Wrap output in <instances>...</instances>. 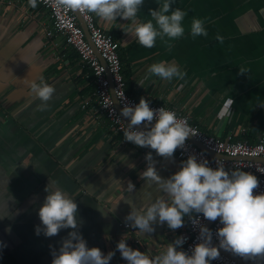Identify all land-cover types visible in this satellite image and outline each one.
I'll return each mask as SVG.
<instances>
[{
    "label": "crops",
    "instance_id": "1",
    "mask_svg": "<svg viewBox=\"0 0 264 264\" xmlns=\"http://www.w3.org/2000/svg\"><path fill=\"white\" fill-rule=\"evenodd\" d=\"M172 7L187 10V15L184 34L172 39L171 47L167 37L144 47L123 30L127 20L117 17L118 23L106 25L93 12L98 25L119 41L127 90L187 114L209 135L258 141L264 134V0H174ZM149 8H158L155 0H145L138 18L150 19ZM193 17L205 21L207 36L192 37ZM50 27L44 5L0 0V264H51L52 250L71 230L53 236L35 233L49 178L76 200L87 246H98L103 253L115 250L109 264L114 259L126 264L116 250L123 234L134 246L123 228L131 210L124 199L140 207L145 190L153 198L158 194L140 176L145 153L153 152L162 177L176 171L182 160L175 153L172 160L156 156L155 150L124 140L95 99L91 68L63 35L47 36ZM162 59L176 62L184 77L145 79L148 66ZM41 77L55 87L44 110L25 84ZM85 99L89 104L83 107ZM129 180L135 185L132 191ZM184 225L139 232L140 245L133 248L157 254Z\"/></svg>",
    "mask_w": 264,
    "mask_h": 264
},
{
    "label": "clouds",
    "instance_id": "2",
    "mask_svg": "<svg viewBox=\"0 0 264 264\" xmlns=\"http://www.w3.org/2000/svg\"><path fill=\"white\" fill-rule=\"evenodd\" d=\"M66 8H81L94 12L106 25L117 22V17L129 22L123 30L136 37L139 44L152 47L159 37L171 47L170 41L183 36L185 27L182 21L187 10L173 8L174 0H155L158 8H149L150 19L141 20L138 13L145 0H59ZM32 8H36L37 0H28ZM205 21L193 17L190 34L207 36ZM217 39L222 37L217 35ZM243 72V70H240ZM150 75L159 76L163 80L174 77L182 79L184 70L176 63L159 60L148 66L145 79ZM30 96L38 97L40 110L48 107L47 101L52 98L55 87L42 77L38 80H25ZM142 86V82L138 83ZM123 97L121 92L119 96ZM233 102L229 98L227 104ZM227 111V107L225 108ZM122 117L128 118L124 130V140L137 146H146L155 150V155L174 159L177 148H184L190 135H194L190 125L184 118L177 116L172 109L160 106L150 107V100L144 96L138 103L125 104L120 109ZM143 125L142 127H134ZM146 167L140 176L149 186H155L158 193L153 198L150 190L144 192V203L137 207L131 199H124L130 205L125 221L139 232L148 234L155 231L156 225H165L172 230L185 224V217L194 225H198V243L191 246L190 251L181 247L186 237L176 236L157 254L131 247L126 243L123 234L116 244L126 264H211L220 256L221 250L239 255L243 259L264 258V192L254 194L258 186V177L251 171L242 168L226 169L216 157L213 167L206 157L198 158L192 153L180 161L179 168L168 177L158 174V161L153 152L145 153ZM135 168L134 163H129ZM118 180V179H115ZM128 190L135 185L128 181ZM46 196L39 206L37 214L40 224L35 226L37 235L53 236L61 229L71 228L63 237L58 249L51 252V264H109L116 254L110 250L106 254L98 246H87V242L79 231L77 202L57 181L50 179L45 185ZM206 220H216L222 225L216 229L218 243H213V230L200 223L201 215ZM3 218V217H0Z\"/></svg>",
    "mask_w": 264,
    "mask_h": 264
},
{
    "label": "built area",
    "instance_id": "3",
    "mask_svg": "<svg viewBox=\"0 0 264 264\" xmlns=\"http://www.w3.org/2000/svg\"><path fill=\"white\" fill-rule=\"evenodd\" d=\"M37 3L44 5L50 11L51 27L46 29V34L49 37L61 34L65 37V41L68 45L74 47L84 61L93 72V79L95 82L94 96L98 101L100 109L105 115L112 121L115 128L120 131L124 136V130L127 128V122L120 116L117 107L114 103L109 78L106 74L105 66L101 63L100 59L95 54L90 42L86 38L85 31L81 26L79 19L72 9L64 7L59 0H37ZM83 16L84 21L91 33L93 42L100 51L102 57L108 64L109 70L112 74L115 92L119 96L121 92L124 93L123 97H117L121 107L125 104L138 103L139 99L130 94L127 90L126 80L123 74L122 60L120 56V44L117 38L106 32L100 25H98L93 12H89L86 9L78 10ZM89 104V99H85L83 107ZM164 106L165 108L172 109L176 112L177 116L184 118L190 125L193 136L196 140L203 143L211 151L217 154H223L226 157L222 158V162L226 169L242 168L246 171H251L258 177V186L253 190L254 194L257 192H264V162L254 160L253 158H264V134L260 136L259 140L252 143L247 139H224L220 136L209 135L193 125L187 114L178 112L176 109L169 105L150 101V107L158 108ZM176 157L180 160L187 158L189 154L195 153L198 158L201 156L206 157L210 164L216 166V157L199 145H197L192 139L187 138L184 148H177L174 152ZM200 223L207 224L209 220L203 219L202 214ZM222 226L219 223V218L213 221L211 229L213 230V239L218 243L215 235L216 229ZM123 228L126 233L133 239V244L140 245L139 230L132 228L127 222L123 223ZM179 235L186 237L182 248L185 250L191 249L195 243H198V225L194 226L188 219L180 231ZM178 235V236H179ZM134 247L133 245H130ZM107 252L104 251V254ZM230 253V252H229ZM155 254V253H152ZM232 254L237 259L249 262L251 264H264V258L257 257L254 259H243L239 255ZM121 259V258H120ZM122 260V259H121ZM117 259L113 260L111 264H117ZM118 262V261H117ZM211 264H241L232 257L220 252V256L214 259Z\"/></svg>",
    "mask_w": 264,
    "mask_h": 264
},
{
    "label": "water",
    "instance_id": "4",
    "mask_svg": "<svg viewBox=\"0 0 264 264\" xmlns=\"http://www.w3.org/2000/svg\"><path fill=\"white\" fill-rule=\"evenodd\" d=\"M75 12V14L77 15L78 19H79V22L81 24V26L83 27L84 31H85V34H86V38L87 40L90 42L95 54L97 55V57L100 59L101 63L105 66V70H106V74L109 78V82H110V88H111V93H112V97H113V100H114V103L117 107V110L120 114V109L122 108L120 103H119V99L115 96V87H114V82H113V78H112V74L109 70V67H108V64L107 62L105 61V59L102 57L100 51L98 50L97 46L95 45V43L93 42V39H92V36H91V33L87 27V24L86 22L84 21L83 19V16L81 15V13L78 11V10H73ZM121 116V114H120ZM122 117V116H121ZM123 120L125 122H128V118H125V117H122ZM143 125H139V126H134V127H142ZM190 139H192L197 145H199L201 148H203L205 151H207L208 153L214 155L215 157H220V158H225L226 156L223 155V154H217L213 151H211L208 147H206L203 143L199 142L198 140H196L193 136H189ZM254 160H258V161H262L264 162V158L262 157H256V158H253ZM214 220H209L206 224L207 227H211V224L213 223ZM213 243L216 244V241L213 239ZM222 253L226 254L227 256L229 257H232L234 258L235 260H237L238 262H240L241 264H251L249 262H246V261H243L242 259H237L236 257H234L232 254H230L228 251H224V250H221Z\"/></svg>",
    "mask_w": 264,
    "mask_h": 264
},
{
    "label": "trees",
    "instance_id": "5",
    "mask_svg": "<svg viewBox=\"0 0 264 264\" xmlns=\"http://www.w3.org/2000/svg\"><path fill=\"white\" fill-rule=\"evenodd\" d=\"M122 58V57H121ZM124 77H125V74H124ZM126 79V78H125ZM129 92V91H128Z\"/></svg>",
    "mask_w": 264,
    "mask_h": 264
}]
</instances>
